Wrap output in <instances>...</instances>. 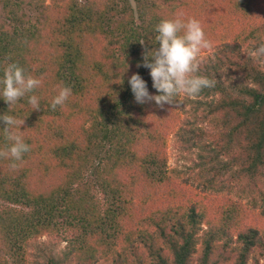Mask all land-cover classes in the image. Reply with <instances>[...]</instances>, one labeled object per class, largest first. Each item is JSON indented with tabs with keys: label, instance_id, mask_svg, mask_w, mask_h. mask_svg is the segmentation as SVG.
<instances>
[{
	"label": "trees",
	"instance_id": "1",
	"mask_svg": "<svg viewBox=\"0 0 264 264\" xmlns=\"http://www.w3.org/2000/svg\"><path fill=\"white\" fill-rule=\"evenodd\" d=\"M24 1L38 16L25 27L12 13L14 29L1 27L0 79L10 63L33 77L40 61L55 67L35 76L50 94L38 98L40 111L27 96L11 109L0 98V116L25 120L17 131L30 145L20 161L0 157V264H261L264 220L251 194L264 201V62L248 53L264 43V0H154L148 8L141 0H63L57 8L9 0L6 7ZM178 17L197 19L215 47L198 73L215 87L163 108L138 104L128 80L139 74L158 94L144 57L159 47L157 25ZM65 86L72 94L52 110ZM181 111L178 142L199 149L197 173L167 164ZM4 127L0 121V150L11 143ZM243 183L255 186L246 203Z\"/></svg>",
	"mask_w": 264,
	"mask_h": 264
},
{
	"label": "clouds",
	"instance_id": "2",
	"mask_svg": "<svg viewBox=\"0 0 264 264\" xmlns=\"http://www.w3.org/2000/svg\"><path fill=\"white\" fill-rule=\"evenodd\" d=\"M158 35L155 37L159 47L150 57H144L143 67L150 70L152 87L158 94L149 93L147 83L139 74H133L128 83L131 87L135 102L145 104L155 102L163 108L165 105H174L180 94L186 97L199 95L206 88L215 87V80L199 75V56L202 50L210 49L211 42L207 39L201 23L195 18L186 22L181 18L162 20L156 27ZM143 44L142 42H140ZM248 55L260 62H264V43L253 47ZM140 65H138L139 67ZM42 81L31 75L26 76L24 69L15 63H10L4 69L0 79V98L9 106V109L24 97H28V104L32 111H40L39 99L34 93L41 86ZM72 94L71 88L61 87L51 102V109L65 105ZM5 127L3 132L10 146L0 150V157L10 158L13 161L22 160L25 153L30 151V145L24 141L17 129H20L25 120L12 115L0 116ZM16 167L15 163L10 165Z\"/></svg>",
	"mask_w": 264,
	"mask_h": 264
},
{
	"label": "rangeland",
	"instance_id": "3",
	"mask_svg": "<svg viewBox=\"0 0 264 264\" xmlns=\"http://www.w3.org/2000/svg\"><path fill=\"white\" fill-rule=\"evenodd\" d=\"M62 1L63 0H46L44 5L47 8H53V7L57 8V7L62 6L60 4ZM82 1L86 2L88 0H82ZM90 1L101 2V3L105 4V3H111L112 1H115V0H90ZM155 1H158V4H160V2H161V0H155ZM8 2H9V0H0V29H1V27L4 28L5 31L6 30L12 31L14 29L15 24H14V22H12L13 21L12 18L14 17V15H12V13H14L18 16V17H16L18 20L16 22V25H18L22 22V23H24L25 27L30 25V22L33 20L34 16H38L36 7L30 5L27 1L18 2V3H22V4L20 7H16V10H12L11 8H7L6 4ZM119 2L122 5V4H124L125 0H119ZM141 2H142V4L145 3L146 7L148 8L149 6L152 5L154 0H141ZM205 15L206 16H203V18H205L206 21L209 22V24L215 25V23L217 22V18L214 15L209 14L208 12H205ZM10 16H11V18H10ZM40 35H42V33ZM48 35H49V30L46 31V36H48ZM215 35H217V37L214 38L215 41L213 40L214 46L220 44V40L218 39L219 38V29L218 28H216ZM214 48L215 47L212 46L209 50L202 51L200 56H199V59L204 58L207 55L211 54L212 51L214 50ZM42 57L44 59L46 56H42ZM52 67H55L53 62L51 65H45L42 61H40V63L36 64V66H35V69L37 71V74L35 76L38 75L39 78H41ZM41 81H42V83H41V86L39 87L40 92L38 91L39 93L37 94V97L39 99H41L40 101L45 100V99L49 101L50 94L47 90V84L48 83H46V80L45 81L41 80ZM52 82H49V83H52ZM181 97H184V96L181 95ZM184 116H185L184 113L181 111V117H180L179 121H177L176 127L174 129H172L170 134H169V137L167 140V157H168L167 164H168V167L170 170L176 169V170H179L180 172H184L190 168H194L195 172L197 173L198 168L196 165L199 162V159H198V154L200 153L199 149H190V150H187L185 148L182 149L181 145L178 142V138H177L179 126L182 124ZM207 128L209 130H211V133H214L216 131V128H213L211 126L209 127V125H207ZM188 172H191V171L189 170ZM241 186L242 185H240L236 191L238 197H239V193H242L240 191V189L242 188ZM244 186L246 188L245 189L246 191H245V193H242V194H243V201L246 203L248 201V199H247L248 195L247 194L251 192V191L249 192V190L250 189L254 190L255 186H249V185L246 186L245 184H244ZM193 188H195V187H193ZM260 188L264 191V185L263 184H261ZM257 192L258 191L255 190L251 194L252 197L254 198V200L257 201V207L254 210V213H255L254 215L258 216L260 218H263V220H264V214H262L263 204H264L263 195L260 196ZM262 227H264V223L262 224ZM46 240H47L46 237H44L42 239V241H46ZM65 245H66L65 243L62 244V246H60V249L62 247L64 248ZM32 252L34 254L35 251L33 250ZM30 258H32V256ZM33 259H31V260H33ZM261 264H264V260L261 261Z\"/></svg>",
	"mask_w": 264,
	"mask_h": 264
}]
</instances>
